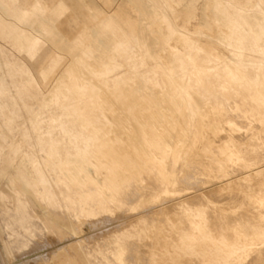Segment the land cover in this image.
<instances>
[{
    "label": "bare ground",
    "instance_id": "6f19581e",
    "mask_svg": "<svg viewBox=\"0 0 264 264\" xmlns=\"http://www.w3.org/2000/svg\"><path fill=\"white\" fill-rule=\"evenodd\" d=\"M46 233L84 264L115 236L108 264H264V0H0V234Z\"/></svg>",
    "mask_w": 264,
    "mask_h": 264
},
{
    "label": "rangeland",
    "instance_id": "374dc122",
    "mask_svg": "<svg viewBox=\"0 0 264 264\" xmlns=\"http://www.w3.org/2000/svg\"><path fill=\"white\" fill-rule=\"evenodd\" d=\"M255 181H257V180H255ZM237 187H239V185ZM130 216H131V214L129 212H126V211H123V212L122 211H115L105 221L106 222L105 225H108V226L103 228V229H101V230H97L98 232L97 231L90 232L91 230L88 227H84L82 229L83 232L82 231L80 232V235L85 234V237H82V241H85V242H89V241H93V240L95 241V239H97L100 235H102V236L103 235H107L109 232L116 231L117 228L126 229L125 226L126 225H131L130 223L132 222V218ZM129 218H130V220H128ZM116 220H118V221H116ZM7 235L8 234H5V235L4 234L3 235L0 234V259L2 260V261H0V264H9V263L10 264H16L15 263V259H20L21 257H22V263L21 264H37L38 262L44 263V262H48V261H49L48 264H62V259H63V255H64L65 252L69 255L70 259L73 262H75V264H84L82 258L76 252V249H75L76 243H75V241L69 240L70 239L69 238L70 235L65 236L64 238L63 237L59 238V236L54 235L52 233H46L45 236L39 237V238L36 239V242H37L36 245H29L27 247V249H25V250H21V249L16 248L13 252H10V250L7 248V245H6L7 244L6 241H7V237H8ZM117 239H119V237L117 238V236H115L114 238H112L110 240L109 244H107V245H105V246H103L101 248L102 252L95 259V261H94L95 264H108L104 260V256H106L107 252L112 249V247L114 245V242ZM61 240L62 241L64 240V241L62 242ZM56 241H57V243H56ZM58 242H61V243H58ZM142 243H143V241H142ZM73 244L75 246H73ZM139 244L141 245V242H139ZM37 247L40 250H38ZM35 249H37V250H35ZM4 258H5V260H4ZM185 258H186V260H184ZM190 259L194 260V258L191 257V256H190V258L189 257H184V256L182 258V260H184L186 262L191 261ZM98 261H99V263H98Z\"/></svg>",
    "mask_w": 264,
    "mask_h": 264
}]
</instances>
